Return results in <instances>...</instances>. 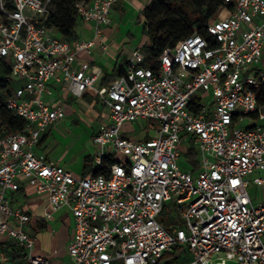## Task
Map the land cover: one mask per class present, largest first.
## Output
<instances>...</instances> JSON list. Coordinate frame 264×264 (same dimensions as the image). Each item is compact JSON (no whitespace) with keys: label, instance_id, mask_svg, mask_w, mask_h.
I'll list each match as a JSON object with an SVG mask.
<instances>
[{"label":"built area","instance_id":"2783aa9c","mask_svg":"<svg viewBox=\"0 0 264 264\" xmlns=\"http://www.w3.org/2000/svg\"><path fill=\"white\" fill-rule=\"evenodd\" d=\"M119 2H77L93 37L69 42L49 23L52 0H0V61L9 80H24L6 98L24 127L0 130V239L22 247L27 264H264V197L254 203L249 194L264 189V0H224L232 8L206 36L182 39L152 66L138 47L124 73L98 88L100 70L75 62L97 45L106 50L102 28ZM52 86L76 99L91 90L102 106L86 176L35 151L65 118L49 100ZM137 122L154 134L135 138ZM190 148L195 172L183 157ZM20 181L46 197L47 220L70 213L66 262L33 252L30 217L9 197ZM165 209L172 222L160 220Z\"/></svg>","mask_w":264,"mask_h":264},{"label":"trees","instance_id":"16d2710c","mask_svg":"<svg viewBox=\"0 0 264 264\" xmlns=\"http://www.w3.org/2000/svg\"><path fill=\"white\" fill-rule=\"evenodd\" d=\"M83 0H52L53 11L49 23L59 32L62 39L74 42L79 39L78 26L80 21L76 15L75 4ZM225 8H232V4L225 3L224 0H151L142 11V18L137 19V23L142 24V34L146 35L147 41L142 47L147 54L145 64L152 66L154 59L160 56L167 48L174 47L182 39L199 34L206 36V27ZM122 56H119L120 59ZM129 57V56H128ZM126 63L125 57H122ZM5 69L6 77L0 78V130L2 134L20 132L24 127V120L14 115L6 107V98L11 95L12 89L9 82V66L1 62ZM125 71L124 65L114 66L110 72L99 77L96 86L98 88L109 86L114 80ZM88 102L97 98L93 94L91 98L86 97ZM48 135H45L44 143ZM191 172L198 170L196 152L190 148L183 154ZM93 159L86 156L83 159L81 176H86L92 170ZM104 164H111L109 158L103 159ZM101 167L96 168V173H100ZM18 194L24 195V190L19 188ZM3 254L10 252L11 260L16 262L20 258H25L24 249L16 243L4 241L0 243ZM168 262L174 261L173 255H167Z\"/></svg>","mask_w":264,"mask_h":264},{"label":"crops","instance_id":"0c3cea01","mask_svg":"<svg viewBox=\"0 0 264 264\" xmlns=\"http://www.w3.org/2000/svg\"><path fill=\"white\" fill-rule=\"evenodd\" d=\"M148 3L149 0H120L118 5L111 10L110 24L102 28V30H104V33L102 32L103 39L107 45L106 50L102 51L99 45H97L89 54H79L75 62V68H78V65L81 62H88L90 66L97 67L100 70L99 77L110 72L111 69L118 64L124 65L125 68L127 62L125 63L122 57H125L127 60L134 49H129L125 55H123V50L120 52H117L115 48L112 50L110 49V47L113 46L111 38L115 37L117 40H120L124 34L130 32L129 28L132 21L131 18L135 17L136 22L138 18H142L141 11ZM112 14L118 15L119 25H122L124 28V30L119 34L113 33V28L110 29L111 25H113L111 17ZM79 26V39H90L93 37L92 25L80 23ZM140 29L142 30V24H140ZM119 56H122L121 59H118ZM51 89L53 94L49 100L55 104L59 103L61 105L65 114L64 119L74 116V106L78 105L79 101H81L83 103V107L86 109V115L90 120L98 122V126L103 122L102 106L99 105L95 98L92 99L91 102H88L85 98V96L88 98L93 96V92L91 90H87L81 98L76 99L62 93L60 88L57 86H52ZM58 125H54L52 128H56ZM52 128L44 134V136L48 135L46 141L39 144V146L35 148V151L44 153L50 161L63 166L64 168L70 170L73 174L77 176L81 175L84 157L82 159L80 158L81 165L77 171L76 168H74V164L70 161V151L58 147V142L55 139L48 143ZM93 135L94 133L91 135V141ZM20 188L24 190V195L15 192L9 195V197L16 206L22 207L25 211H27L30 217V221L26 225L25 230L28 235L34 238L35 243L33 252L41 256L52 258L56 263L66 262V245L73 234V220L70 213L67 209H62L54 214L52 220H47L44 217L45 212L48 210L46 197L34 194L23 181H20ZM4 241L9 242V240L0 239V243ZM0 253L4 256L1 251V247ZM7 254L11 257L10 252Z\"/></svg>","mask_w":264,"mask_h":264},{"label":"rangeland","instance_id":"374dc122","mask_svg":"<svg viewBox=\"0 0 264 264\" xmlns=\"http://www.w3.org/2000/svg\"><path fill=\"white\" fill-rule=\"evenodd\" d=\"M151 0H149L150 2ZM149 4V3H148ZM147 4V5H148ZM113 25H111L110 29L113 28L114 32L119 34L124 30L122 25H119V17L118 15H111ZM142 17V14H141ZM130 32L124 34L120 40L117 38H111L113 42L112 47L110 49L113 50L115 48L117 52L123 50V55L126 54L129 49H135L136 47H142L147 41L146 35L142 34L140 29V24H137L136 18H131ZM80 26H78L79 28ZM104 33V30H102ZM121 59V58H120ZM120 62V61H119ZM5 69L3 64L0 63V78L6 77ZM10 88L14 91L16 88H21L24 86V80H12L10 78ZM52 128V127H50ZM49 128V129H50ZM133 130L135 133L131 132L134 137H142V133L145 132L147 136H151L154 134V128L150 127L149 129H145V125L143 122H137L133 125ZM47 130V132L49 131ZM98 130V122L90 120L86 115V109L83 107V103L79 101L78 105L74 106V116L71 118H66L62 123L58 125L56 128H52L50 132V137L48 139V143L55 139L58 142V147L70 151V161L74 164V168L78 171L80 167V161L83 157L90 156L96 153L95 147L91 141L92 133H96ZM81 158V159H80ZM181 167H184L183 164H179ZM249 194L251 195L253 202L260 201L262 197H264V189H261L257 186H252L249 188ZM261 197V198H260ZM163 219L166 222H172L174 220V215L169 209H165L160 216V220ZM10 243H14L13 241H9ZM20 247V246H19ZM23 254H26L24 251ZM1 264H27L26 255L25 258H20L16 260V262L11 260V257L5 253L3 256V261ZM118 264V263H116ZM228 264H235L234 262H229Z\"/></svg>","mask_w":264,"mask_h":264}]
</instances>
